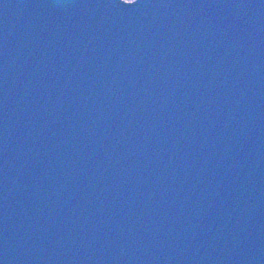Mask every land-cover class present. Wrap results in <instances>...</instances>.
Masks as SVG:
<instances>
[{"label":"water","instance_id":"obj_1","mask_svg":"<svg viewBox=\"0 0 264 264\" xmlns=\"http://www.w3.org/2000/svg\"><path fill=\"white\" fill-rule=\"evenodd\" d=\"M0 264H264V0H0Z\"/></svg>","mask_w":264,"mask_h":264}]
</instances>
